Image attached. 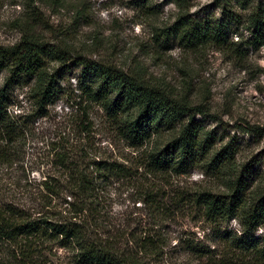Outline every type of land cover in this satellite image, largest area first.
Masks as SVG:
<instances>
[{"label":"trees","instance_id":"trees-1","mask_svg":"<svg viewBox=\"0 0 264 264\" xmlns=\"http://www.w3.org/2000/svg\"><path fill=\"white\" fill-rule=\"evenodd\" d=\"M170 1L179 8L178 16L156 35L162 43L176 40L194 50L225 44L229 29L243 15L239 9L253 0H221L224 19L193 17L187 0ZM31 11L42 13L38 4ZM245 15L254 38L264 37L263 1ZM51 62L66 70L78 68L77 93L104 110L137 154L120 159L91 152L71 132L49 141L42 177L26 183L30 203H0V264H174L178 258L182 264H264V234L257 232L264 227L261 173L249 162L235 164L230 140L216 147L215 131L194 120L185 96L137 72L74 56L67 47L33 34L0 44V165L13 162L28 126L10 112V88L32 79L29 89L42 110L55 91ZM77 112L79 127L88 130L92 121L86 106ZM174 130L162 146H146L155 135ZM193 170L218 181L223 190L173 188V178ZM124 179L135 183L137 202L144 206L134 226L110 221L102 204L105 186ZM177 216L203 221L208 230L202 238L171 237L164 226ZM231 219L237 228H230ZM58 249L66 260L53 262L49 255Z\"/></svg>","mask_w":264,"mask_h":264},{"label":"rangeland","instance_id":"rangeland-1","mask_svg":"<svg viewBox=\"0 0 264 264\" xmlns=\"http://www.w3.org/2000/svg\"><path fill=\"white\" fill-rule=\"evenodd\" d=\"M259 1L264 3L253 0L247 8L239 9L243 15L229 29L225 44L190 50L176 40L162 43L156 35L178 16L179 8L170 0H0V44L11 45L23 34H33L67 47L74 56L100 60L128 73L137 72L151 83L185 96L194 120L204 129L215 131L216 147L230 140L235 147V164L251 163L264 180V37L254 38L245 15ZM36 4L41 15H32V5ZM186 7L193 17L224 19L221 0H187ZM64 68L57 62L50 63L49 71L55 72V91L42 110L29 89L32 79H22L10 88V112L28 126L13 162L0 165V203H30L26 183H36L42 177L44 161L49 157L46 144L65 132H71L76 143L91 152L120 159V155L127 158L137 154L120 137L104 110L86 103L77 93L78 68ZM3 77L2 71L0 84ZM82 106L91 117L88 130L78 124L77 110ZM176 133L177 130L164 131L146 146L160 147ZM172 181L173 188L223 190L218 181L203 177L199 170ZM134 187L135 183L128 179L105 186L102 204L110 221L134 226L137 217L144 214ZM229 225L238 227L235 219ZM164 227L171 237L182 238H202L208 230L203 221L181 216ZM257 232L264 234V227ZM174 243L175 239L171 245ZM55 253L49 255L53 262L66 260L63 249ZM172 263L182 261L178 258Z\"/></svg>","mask_w":264,"mask_h":264}]
</instances>
